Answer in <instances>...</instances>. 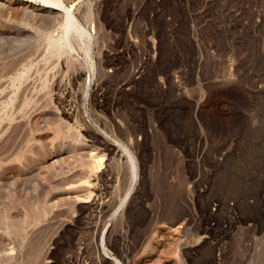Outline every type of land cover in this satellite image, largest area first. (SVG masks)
Returning a JSON list of instances; mask_svg holds the SVG:
<instances>
[{
    "label": "rangeland",
    "instance_id": "374dc122",
    "mask_svg": "<svg viewBox=\"0 0 264 264\" xmlns=\"http://www.w3.org/2000/svg\"><path fill=\"white\" fill-rule=\"evenodd\" d=\"M263 104L264 0H0V264H264Z\"/></svg>",
    "mask_w": 264,
    "mask_h": 264
},
{
    "label": "bare ground",
    "instance_id": "6f19581e",
    "mask_svg": "<svg viewBox=\"0 0 264 264\" xmlns=\"http://www.w3.org/2000/svg\"><path fill=\"white\" fill-rule=\"evenodd\" d=\"M51 48V47H50ZM57 48V47H56ZM154 72V71H153ZM222 75V74H221ZM233 78V77H232ZM231 78V79H232ZM230 80V79H229ZM226 81V80H225ZM228 83V82H227ZM171 88V87H170ZM175 90V89H174ZM182 90V89H181ZM164 91V90H163ZM257 103V102H256ZM264 105V104H263ZM177 106V105H176ZM256 109V108H255ZM70 111V110H69ZM69 111H67V112H69ZM262 112V111H261ZM179 118V117H178ZM204 118V117H203ZM171 119V118H170ZM207 119V118H206ZM202 120V119H201ZM250 120H252V119H250ZM179 121V120H178ZM176 122V121H175ZM203 122V121H202ZM209 122V121H208ZM255 122V121H254ZM253 122V123H254ZM205 123V122H204ZM171 124V123H170ZM222 124V123H221ZM256 124V126L257 125H259V124H257V122L255 123ZM254 124V125H255ZM194 125V124H193ZM204 125V124H203ZM211 125V124H210ZM250 125H252L251 123H250ZM254 125L252 126V128L254 127ZM174 127H175V125H174ZM210 127V126H209ZM214 127V126H213ZM243 127V126H242ZM259 127V126H258ZM183 128H185V127H183ZM196 128V127H195ZM217 128V127H216ZM228 128V127H227ZM237 128V127H236ZM246 128V127H245ZM254 128H257V127H254ZM253 128V129H254ZM189 129H191V128H189ZM188 129V130H189ZM212 129V128H211ZM218 129H221V127H219ZM251 129V128H250ZM258 129V128H257ZM256 129V130H257ZM193 130V129H192ZM226 130V129H225ZM246 130V129H245ZM248 130V129H247ZM185 131V130H184ZM252 131V130H251ZM254 131V130H253ZM252 131V132H253ZM191 132V131H190ZM232 132V131H231ZM236 132V131H235ZM250 132V131H249ZM175 133V132H174ZM189 133V132H188ZM227 133V132H226ZM245 133V132H244ZM253 133H255V132H253ZM259 133V132H258ZM193 134V133H192ZM240 134V133H239ZM251 134V133H250ZM261 134V133H260ZM216 135V134H215ZM235 135V134H234ZM194 136V135H193ZM236 136H237V134H236ZM235 136V137H236ZM241 136V135H240ZM189 137V136H188ZM262 137V136H261ZM92 138V142H96L98 139L97 138H94V137H91ZM240 138V137H239ZM257 138V137H256ZM97 139V140H96ZM258 139V138H257ZM259 139H260V137H259ZM258 141V140H257ZM230 142V141H229ZM99 144L101 145V146H103V148H104V150L106 149L107 151H109V153L110 152H112L113 150H114V147H113V145L111 144V142H109V140H107V139H103V140H101L100 142H99ZM254 151V150H253ZM260 151V150H259ZM258 151V152H259ZM260 153V152H259ZM255 156V155H254ZM251 158V157H250ZM109 160V159H108ZM251 160V159H250ZM252 162V161H251ZM142 164V163H141ZM144 166V165H143ZM243 166H245V165H243ZM106 167V166H105ZM104 168V167H103ZM109 168V167H108ZM238 168V167H237ZM107 170V169H106ZM111 170V169H110ZM144 170V169H143ZM142 170V171H143ZM237 170V169H236ZM103 171V170H102ZM145 172V171H144ZM225 174V173H224ZM234 174V173H233ZM241 174V173H240ZM140 176H141V174H140ZM222 176V175H221ZM99 178V177H98ZM137 174L136 175H133V178H132V186H135V184L137 185ZM224 178V177H223ZM216 179V178H215ZM219 179V178H218ZM252 179V178H251ZM140 180V179H139ZM142 180V179H141ZM227 180V179H226ZM239 180V179H238ZM244 181V180H243ZM99 182V181H98ZM237 182H239V181H237ZM215 183H217V182H215ZM219 183H220V181H219ZM226 183V182H225ZM252 183V182H251ZM84 184V183H83ZM109 184V183H108ZM142 184V183H141ZM140 184V185H141ZM214 184V183H213ZM243 184V183H242ZM236 185V184H235ZM130 186V185H129ZM139 186V185H138ZM214 187H215V185H213ZM212 186V187H213ZM237 186V185H236ZM239 186V185H238ZM245 186V185H244ZM249 186V185H248ZM251 186V185H250ZM226 187V186H225ZM130 189V188H129ZM132 189V188H131ZM222 189V188H221ZM108 190V189H107ZM133 190H134V187H133ZM133 190H132V192H133ZM237 190V189H236ZM220 191V190H219ZM225 191V190H224ZM102 192V191H101ZM136 192V191H135ZM134 192V193H135ZM98 193V192H97ZM105 194V193H104ZM132 195V194H131ZM136 196V195H135ZM225 196V195H224ZM227 196V195H226ZM253 196V195H252ZM103 197V196H102ZM105 197V196H104ZM106 198V197H105ZM132 198H133V195H132ZM244 198V197H243ZM104 199V198H103ZM134 199V198H133ZM223 199V198H222ZM92 199H90V201H91ZM106 200V199H105ZM247 200V199H246ZM223 202V201H222ZM240 202V201H239ZM106 203H105V201H99V202H97V200H93L92 202H91V206L92 207H95V208H99V209H101L104 205H105ZM170 209V208H169ZM169 212V211H168ZM172 212H173V210H172ZM173 214V213H172ZM176 214V216L175 217H177L178 218V214L179 213H174V215ZM181 215V214H180ZM146 234V233H145ZM146 237V236H145ZM54 240H57V239H54ZM56 244H57V242H55ZM55 246H53V247H50L49 246V248L47 249V256H46V258H45V260L43 261V264H58L54 259H53V257H54V250H55Z\"/></svg>",
    "mask_w": 264,
    "mask_h": 264
},
{
    "label": "built area",
    "instance_id": "2783aa9c",
    "mask_svg": "<svg viewBox=\"0 0 264 264\" xmlns=\"http://www.w3.org/2000/svg\"><path fill=\"white\" fill-rule=\"evenodd\" d=\"M216 264H220L219 258L217 259Z\"/></svg>",
    "mask_w": 264,
    "mask_h": 264
}]
</instances>
